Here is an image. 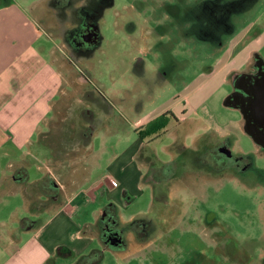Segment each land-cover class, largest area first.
Masks as SVG:
<instances>
[{
  "label": "rangeland",
  "instance_id": "obj_1",
  "mask_svg": "<svg viewBox=\"0 0 264 264\" xmlns=\"http://www.w3.org/2000/svg\"><path fill=\"white\" fill-rule=\"evenodd\" d=\"M9 1L14 2L13 6L6 7ZM164 1L116 0L115 5L106 10L99 20V45L87 57L73 56L78 64L72 70H80L86 80H81L80 87L89 91L83 98L90 99L87 101L94 106L85 115L91 117L93 114L95 118H90L93 120L89 128L92 148L81 164L80 172L85 175L73 177V182L69 184L70 191L75 192L102 181L100 177L107 166L136 141L137 135L132 126L136 119L162 109L170 108L177 112L182 108L188 109L186 117L179 120L176 116L175 120L172 118L166 123L164 131L148 135L149 138L141 145L143 148H140V156H146L142 160L139 156L145 163L146 180L152 164L164 165L165 173L177 167L174 178L164 185L163 191H155L153 202L150 184L144 179H140L138 184L130 181L129 189L123 195L119 194L124 205L115 204L117 209L114 208L121 227L137 218L147 217L156 222V234L152 236H158L146 244H139L135 234L129 232L130 255L125 256L104 249L96 235L88 233L87 238L92 236L93 239L89 240V248L79 254L77 260L98 249L102 252L100 264H185L184 261L191 255L204 251L208 253V264H264V174H260L253 182L254 188L249 189L227 170L204 173L194 166L191 154L202 150L203 156L206 153L213 156L210 147L229 135L232 143L230 151L253 153L255 167L264 170V150L259 149V145L243 132L239 110L223 104L231 89L228 70L234 63H241L236 62V58L238 51L244 47L238 46L233 52L229 46L225 51L223 46L206 45L197 40L192 35L194 31L187 37L171 27L167 28L168 25L162 31L165 26L161 24L169 22L168 11L162 6ZM19 5L26 8L30 5L44 29L54 24L44 0H0V45H3L2 41L8 44L0 55L6 57L10 56L8 48L11 43V38L6 36L11 37L13 33L23 39L28 35L25 28L29 26H25L24 21L29 19L23 20L17 15ZM8 7L10 9L6 10ZM131 22L134 26L130 28ZM248 23L251 29L245 45L260 46L257 52L264 59V0H255L249 10L235 15L236 29ZM154 28L158 31L156 40L153 39L156 34ZM65 32L50 28L47 31L57 37L55 42L64 45L66 53L74 55L66 43ZM213 37L217 38V35ZM20 38L18 41L21 44L27 39ZM188 39L191 42L184 45L183 42ZM230 39L231 36H225L222 43L226 44ZM39 40L46 46L48 42L53 43L43 36ZM226 59L228 62L225 64ZM34 68L30 65L26 73ZM92 90L96 96L91 94ZM204 97V103L199 104ZM87 101L80 102L79 106ZM138 163L135 160L134 164ZM35 171L34 167L30 170L32 176ZM101 207V217H104L109 207L105 197L84 207L83 221L89 222V228L93 230H96L98 222L94 218V210ZM208 211L217 217L210 229L202 227L198 221L187 222L195 215L205 216ZM142 247H166L164 252L174 253V256L167 261V258L160 260L156 254L160 261H153L150 258L154 249L145 250ZM142 253L144 257H140ZM93 257H87V261Z\"/></svg>",
  "mask_w": 264,
  "mask_h": 264
},
{
  "label": "crops",
  "instance_id": "obj_2",
  "mask_svg": "<svg viewBox=\"0 0 264 264\" xmlns=\"http://www.w3.org/2000/svg\"><path fill=\"white\" fill-rule=\"evenodd\" d=\"M13 3L6 2V7ZM30 5L17 7V15L29 19L24 21L28 29L23 26L28 32L23 39H27L22 41L21 36L13 33L6 36L11 38L10 56L0 55V264H76L79 254L89 248L92 236L96 235L101 242L103 207L94 210L96 230L83 221L84 207L104 197L109 204L124 205L119 194L129 189L130 181L138 184L140 179L152 186L154 201L157 189L152 181L145 179V163L141 160L146 156H140L141 145L149 137L141 139L136 130L171 109L136 119L132 125L136 141L107 166L100 177L102 181L83 190L70 191L73 177L85 175L80 172L81 164L92 148L89 128L93 121L90 118H95L85 113L94 106L90 99L83 98L89 91L80 87L84 80L80 70H72L78 62L64 51L61 42L54 41L56 36L47 33L49 25L44 29ZM250 27L249 23L240 29L234 26L230 41L223 45L225 51L230 46L233 52L238 46L244 47L237 50L242 59L237 56L236 62L241 63H234L228 72L259 50L260 46L245 45ZM41 36L51 40L52 45L47 41L46 46L39 40ZM2 44L0 53L8 46L4 41ZM30 65L35 68L26 73ZM90 92L96 96L94 90ZM82 101L87 103L81 107ZM187 111L186 108L178 110L179 113L171 110L179 120L186 117ZM135 160L138 165L134 164ZM33 167L36 171L32 176ZM88 233L92 235L90 239ZM61 246L69 249L70 254H58Z\"/></svg>",
  "mask_w": 264,
  "mask_h": 264
},
{
  "label": "flooded vegetation",
  "instance_id": "obj_3",
  "mask_svg": "<svg viewBox=\"0 0 264 264\" xmlns=\"http://www.w3.org/2000/svg\"><path fill=\"white\" fill-rule=\"evenodd\" d=\"M44 1L47 11L54 18V24L53 26L49 25V28L66 30L65 33H67L68 38L66 43L71 47V52L75 57H87L91 50L99 45V20L103 17L105 11L112 8L116 2V0ZM254 2L255 0H165L162 6L168 11L169 22L161 24V26H165L162 31H165L167 25L169 26L167 28L171 27L174 29L173 31L180 32L181 36L187 37L194 31L192 35L197 40L204 42L206 45L216 44L221 47L225 43H222L223 38L231 36L234 31L233 16L246 12ZM132 26H134L133 22L129 24L130 28ZM156 28L153 29L155 33L158 32ZM197 31L200 33H195ZM90 32H96V37H87L86 35ZM156 35L157 33L153 38L155 40ZM165 35L166 37L168 36L166 32ZM213 35H217V38H214ZM167 39L170 42L169 38ZM187 42H191V40L184 41V45ZM229 73L228 78L230 80L228 83L231 89L227 96H230L229 101L233 104V108L242 113V130L246 132L247 127H249L252 137L247 132L246 134L254 144L257 143L259 145V149L264 150V59L257 50L253 51L249 54L247 61L242 63L237 69L230 70ZM228 136H224L212 148L210 147V151L214 153L213 156H209L207 153L203 156L202 150L191 153L193 154L194 166L196 165L204 173L210 171L214 174L227 170V172L235 175L239 183L249 189H253V186H255L253 182L256 181L257 177L259 178L260 174H264L262 173L264 170L255 167L253 153H234L231 151L232 157H227L224 150L231 149L232 145ZM203 147L207 149L205 146ZM185 159L186 157H184ZM176 165L178 166V164ZM176 168L174 171L165 173L164 165L152 164L148 168L147 179L155 184L158 191H163L164 185L174 178ZM262 185L264 187V184ZM114 208H116L115 205L109 204L105 216L100 217V240L104 249L128 256L130 255L128 252L129 238H127L129 232H133L135 240L142 244L157 238L158 235L152 236L156 234V222H153L151 218H137V220H133L134 222L132 221L123 228L120 225L118 216L115 214ZM216 220V215L212 211H208L205 216L195 215L193 220L187 219V222L198 221L202 227L210 229ZM115 237L117 239L114 240L113 238ZM142 248L145 250L154 249L150 258L153 261L159 260V258L155 257L156 254L160 256V260L167 258V261H169L168 258L174 256V253H165L164 248ZM95 250L100 251L98 249ZM97 256L98 254L95 253L89 264H96ZM140 257H144L143 253L140 254ZM184 262L185 264H208V253L204 251L198 252L195 256L191 255Z\"/></svg>",
  "mask_w": 264,
  "mask_h": 264
},
{
  "label": "trees",
  "instance_id": "obj_4",
  "mask_svg": "<svg viewBox=\"0 0 264 264\" xmlns=\"http://www.w3.org/2000/svg\"><path fill=\"white\" fill-rule=\"evenodd\" d=\"M172 118L173 119L176 118V116L173 114V112L166 111V112L156 116L155 118L151 119L149 122H147L145 124L144 127L137 129L136 132H137L138 136L141 139H144L148 135L158 134L159 132L163 131L162 129L166 126V123ZM110 205L114 206V204H110ZM135 220H137V219H135ZM57 252H58V254H64V255L70 254V250L67 249L64 246L58 247ZM95 253L98 254L97 260H96V264H100V259L102 257V252L101 251H97V250H92L89 253V256L88 255L87 256H83L80 259V261L85 260L86 262L85 263L84 262L80 263V261H78V264H89L90 261H87V257L91 258V256L95 255Z\"/></svg>",
  "mask_w": 264,
  "mask_h": 264
},
{
  "label": "water",
  "instance_id": "obj_5",
  "mask_svg": "<svg viewBox=\"0 0 264 264\" xmlns=\"http://www.w3.org/2000/svg\"><path fill=\"white\" fill-rule=\"evenodd\" d=\"M96 35H97V33L96 32H90V33H88L86 36L87 37H91V36H95L96 37ZM85 36V37H86ZM229 97L230 96H227V97H225L224 98V100H223V104L225 105V106H228V107H234L233 106V104H231V102L229 101ZM242 114V113H241ZM246 131V130H245ZM251 137H252V134H251V130H250V128L249 127H247V131H246ZM259 144L261 143V142H258ZM262 144V143H261ZM225 151V153H226V155H227V157H232V154H231V151H230V149H226V150H224ZM114 240L115 239H117L116 237L115 238H113Z\"/></svg>",
  "mask_w": 264,
  "mask_h": 264
}]
</instances>
